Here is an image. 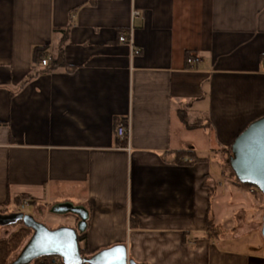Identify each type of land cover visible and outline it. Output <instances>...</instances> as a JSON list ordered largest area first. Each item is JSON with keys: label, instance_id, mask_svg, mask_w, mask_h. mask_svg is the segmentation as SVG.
<instances>
[{"label": "crops", "instance_id": "0c3cea01", "mask_svg": "<svg viewBox=\"0 0 264 264\" xmlns=\"http://www.w3.org/2000/svg\"><path fill=\"white\" fill-rule=\"evenodd\" d=\"M67 28L68 66L44 72L34 50L57 57ZM131 30L137 55L119 40ZM263 117L264 0H0V215L22 197L40 216L79 209L82 233L71 212L56 230L85 233L96 264L117 248L138 264H264L261 195L221 173ZM230 235H258L259 252Z\"/></svg>", "mask_w": 264, "mask_h": 264}, {"label": "water", "instance_id": "95a60500", "mask_svg": "<svg viewBox=\"0 0 264 264\" xmlns=\"http://www.w3.org/2000/svg\"><path fill=\"white\" fill-rule=\"evenodd\" d=\"M232 170L241 184L255 186L264 195V117L252 123L232 145V156L229 159ZM56 214L74 213L81 217L77 230L82 233L86 228L87 214L79 209L52 208ZM23 221L34 230V234L25 247L21 258L15 264H30L35 258L57 256L65 264H96L97 257L85 259L80 254L79 235L77 230L62 228L49 230L45 225L35 222L24 214L0 215V226H9ZM261 234L264 239V214ZM125 264H138L125 257Z\"/></svg>", "mask_w": 264, "mask_h": 264}, {"label": "trees", "instance_id": "16d2710c", "mask_svg": "<svg viewBox=\"0 0 264 264\" xmlns=\"http://www.w3.org/2000/svg\"><path fill=\"white\" fill-rule=\"evenodd\" d=\"M62 32L64 34L62 40L60 41L58 55L57 57L55 56L51 59V62L47 67H44V72H52L56 70V68L68 66L64 57L63 45L66 43L69 37V28L64 29ZM46 50H47L46 47L36 48L34 50V60L36 62L38 61L40 62L47 55ZM181 113H182L181 120L187 124L185 113L184 112ZM224 152L227 154L228 158L230 159V157L232 156V146L225 148ZM186 157L189 158L188 161H185ZM229 159L227 160L226 165H224L223 163L221 164V173L224 179L231 180L234 184L243 185L247 188H255L257 192H259L264 199V195L255 186H252L250 184L239 183L234 171L231 168ZM206 161H208L207 158H198L195 154L191 152H178L176 153L175 158L173 160V162H176L177 164L180 165H193L195 163L206 162ZM23 199L24 198L22 197L17 201L18 206H20V203ZM9 226H15V227L19 226V228L10 235H8L7 237H1L0 235V264H10V259L12 258V256L16 252H18L23 246L24 242L28 238L31 239L34 234V230L31 227L27 226L23 221H19ZM1 227L2 226H0V228ZM208 228L210 230H214L212 222L208 223ZM213 236H217V235H213ZM86 238L87 235L83 233L82 235L79 236V241H84L86 240ZM44 257L52 258L54 256H44ZM41 258L43 257L35 258L30 264H41L40 263ZM61 264H65L63 260L61 261ZM82 264H88V263H82Z\"/></svg>", "mask_w": 264, "mask_h": 264}, {"label": "rangeland", "instance_id": "374dc122", "mask_svg": "<svg viewBox=\"0 0 264 264\" xmlns=\"http://www.w3.org/2000/svg\"><path fill=\"white\" fill-rule=\"evenodd\" d=\"M229 158L226 156L224 157V159L222 160V163L224 165H226L227 163V160ZM230 182H232L231 180H229ZM226 184H228L229 182L227 181V179L225 180ZM233 183V182H232ZM253 189L255 192H257V190L255 188H251ZM259 193V192H257ZM261 212H260V215H263L264 213V199L263 197L261 196ZM50 209H46V212L43 214L44 216H40L39 214H34V211H33V208L32 206L28 205L26 206L25 208H21V207H14L13 208V212H16L18 214H24V215H28V216H32L34 217L38 222H41L43 223L49 230H56V227H58V223L56 224V215H54L52 212L49 211ZM259 224V229H261L262 227V219H259V221L257 222ZM60 224V223H59ZM240 228L241 227H244V229H249V230H253L254 229L256 230L258 228V226L252 224V225H244L243 224H239ZM247 226V227H246ZM228 227H230V224L228 225ZM233 228V226H231ZM19 228V226L15 227V226H2L0 228V235L1 237H7L8 235H10L11 233H13L14 231H16L17 229ZM257 237V238H256ZM254 239H258V235H243L241 236V239L240 240H233V238L231 237V235L229 236V244L231 246H234L236 248H240L241 246H244V245H249L251 244V246L247 247L248 250L252 251V252H259V248L256 247V243L254 241ZM29 241H30V238H28L23 246L21 247V249L16 252L12 258L10 259V264L18 257L20 251L25 247V245L27 246L29 244ZM246 242H249V243H246ZM47 264H49L48 262H46Z\"/></svg>", "mask_w": 264, "mask_h": 264}, {"label": "built area", "instance_id": "2783aa9c", "mask_svg": "<svg viewBox=\"0 0 264 264\" xmlns=\"http://www.w3.org/2000/svg\"><path fill=\"white\" fill-rule=\"evenodd\" d=\"M139 13L138 12H134V16H138ZM133 30L129 31L128 33H122L120 35V42L124 43V44H129L132 47V54L133 55H137L139 54V50L136 49L134 47V40H133ZM51 57L50 56H45L41 61H40V65L42 67H47L49 65V63L51 62ZM200 62V58L197 56H190L187 59V63L194 67L195 65H197ZM116 136L118 138L119 141H128L129 136H130V127L128 125V122H120L117 125V129H116ZM31 201L28 199H23L20 203V207L21 208H25L26 206L30 205ZM61 259L60 257H52V258H47V257H43L40 259V263L41 264H47L46 262H50L49 264H61Z\"/></svg>", "mask_w": 264, "mask_h": 264}, {"label": "snow or ice", "instance_id": "6c2138e0", "mask_svg": "<svg viewBox=\"0 0 264 264\" xmlns=\"http://www.w3.org/2000/svg\"><path fill=\"white\" fill-rule=\"evenodd\" d=\"M106 255L111 257L109 264H125L126 252L123 248L112 250V252L107 253Z\"/></svg>", "mask_w": 264, "mask_h": 264}]
</instances>
